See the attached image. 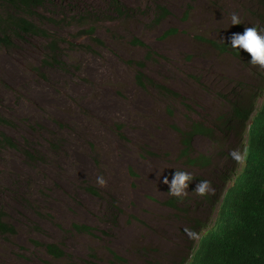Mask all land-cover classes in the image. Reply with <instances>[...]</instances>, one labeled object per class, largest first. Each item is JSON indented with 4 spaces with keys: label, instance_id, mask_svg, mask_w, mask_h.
Wrapping results in <instances>:
<instances>
[{
    "label": "rangeland",
    "instance_id": "1",
    "mask_svg": "<svg viewBox=\"0 0 264 264\" xmlns=\"http://www.w3.org/2000/svg\"><path fill=\"white\" fill-rule=\"evenodd\" d=\"M119 1L128 8L123 14L111 0H55L44 8L55 20L39 17V24L58 40L56 51L39 35L0 44V114L10 120L0 130L18 144L0 143V209L16 228L0 233V264H179L196 234L193 219L213 216L222 176L237 162L239 134L195 135L193 152L211 160L202 168L183 157L179 130L197 120L213 125L236 95L260 108L264 68L214 44L250 26L258 0ZM162 7L169 13L157 21ZM83 10L91 14L72 18ZM233 12L242 24L228 23ZM90 26L99 43L85 32ZM99 88L109 103L95 95ZM82 95L96 96L100 112ZM76 158L82 175L66 178L59 168H77ZM174 170L193 179L178 209L161 183ZM199 181L207 182L202 194L193 191ZM123 229L129 239L118 242ZM48 243L67 255L53 256Z\"/></svg>",
    "mask_w": 264,
    "mask_h": 264
},
{
    "label": "trees",
    "instance_id": "2",
    "mask_svg": "<svg viewBox=\"0 0 264 264\" xmlns=\"http://www.w3.org/2000/svg\"><path fill=\"white\" fill-rule=\"evenodd\" d=\"M55 0H1L0 11V44L4 46H12L14 41L25 35H39L51 40L50 47L53 51L57 50V39L53 38L51 31L43 27L39 21V17L44 20L54 21L53 17H48L42 10L52 6ZM259 1V0H258ZM115 11L123 14L128 8L119 0H111ZM264 3V0H261ZM256 7H252L254 9ZM85 10L79 14H75L72 18L84 19L91 13ZM254 12V11H253ZM167 8H160L157 21H161L168 15ZM261 19H264L261 17ZM96 27L90 26L85 30L96 42L101 40L94 37L96 35ZM170 32H176L172 30ZM138 44L141 41H137ZM221 52H229L235 56L242 57L246 52L243 50L230 49L228 40L223 43H214ZM248 55V54H247ZM249 56V55H248ZM47 62V61H45ZM144 77L139 76V82L142 84ZM170 93H175L169 90ZM177 94V93H175ZM243 96H235L230 103L231 110L229 113L221 115L213 125L204 121L197 120L193 122L188 130L180 129V133L184 139L185 147L183 157L187 162L207 167L211 160L206 155H195L193 152L192 139L195 135L201 134L215 139L217 128H224L229 132H237L244 117H247V107L251 102H244ZM0 123L10 124V120L0 114ZM0 143L9 147L17 148L18 144L15 139L0 130ZM254 146L259 156L257 170L259 173V181L247 189L243 193V205L246 211V223L240 222V227L235 231L221 234L207 249V252L197 264H264V109L258 119L256 137ZM92 193L98 194L96 189H89ZM180 199L172 197L167 203L174 208H179ZM6 212L0 209V233L14 234L16 228L13 224L6 220ZM194 224V230L198 228L201 221L198 219ZM75 227L82 232L92 233L93 228L89 225L76 224ZM49 253L53 256L62 258L67 255L66 251L56 243L45 244Z\"/></svg>",
    "mask_w": 264,
    "mask_h": 264
},
{
    "label": "clouds",
    "instance_id": "3",
    "mask_svg": "<svg viewBox=\"0 0 264 264\" xmlns=\"http://www.w3.org/2000/svg\"><path fill=\"white\" fill-rule=\"evenodd\" d=\"M256 4L259 5L254 6L256 8L250 12L253 20L250 22L251 25L245 27L241 33L231 34L228 38V45L230 49L246 52L250 57L248 63L252 66L264 68V19H261V17L264 18V3L259 0ZM227 19L230 25L242 24L237 13H229ZM260 77L262 86L259 95L262 97V103L259 109H255L254 102L250 100V107L246 105L248 116L243 118L237 131L240 149L236 156V165L222 176L223 183L212 201L213 216L209 220L201 221L187 255L179 264H197L207 252L208 247L221 234L235 231L240 227V222L246 223L243 193L252 188L259 181L260 176L257 170L259 156L254 146V139L258 119L264 109V72H260ZM244 102L248 100L245 99ZM192 180L190 174L174 170L171 179L161 178V183L167 185V193L170 196L179 199ZM97 183H102L100 177H97ZM206 185V181H199L193 191L202 194Z\"/></svg>",
    "mask_w": 264,
    "mask_h": 264
},
{
    "label": "bare ground",
    "instance_id": "4",
    "mask_svg": "<svg viewBox=\"0 0 264 264\" xmlns=\"http://www.w3.org/2000/svg\"><path fill=\"white\" fill-rule=\"evenodd\" d=\"M87 61V60H86ZM91 61V60H90ZM90 63V62H89ZM98 64V63H97ZM101 66H102V64H101ZM104 66V65H103ZM98 67V66H97ZM96 67V68H97ZM100 69H101V67H100ZM113 70H116V67H113L112 68ZM98 70V69H97ZM106 70V69H105ZM113 70H111V71H109L108 73H109V75H113V76H115L116 77V73H115V71H113ZM99 71V70H98ZM102 71V70H101ZM96 72V71H95ZM104 72V71H103ZM98 74V73H97ZM100 74V73H99ZM98 74V75H99ZM97 75V76H98ZM108 75V74H107ZM108 75V76H109ZM100 76V75H99ZM103 76V75H102ZM105 76H106V74H105ZM105 76H104V78H105ZM103 78V79H104ZM54 79V78H53ZM61 79V78H60ZM101 79V78H100ZM99 79V80H100ZM108 79H109V77H108ZM107 79V80H108ZM105 82V81H104ZM32 85H34V84H32ZM31 86V85H30ZM38 86V85H37ZM44 86V85H43ZM36 87V86H35ZM25 88V87H24ZM78 88V87H77ZM30 89V88H29ZM38 89V88H37ZM47 89V88H46ZM81 89H82V87H81ZM41 90V89H40ZM30 91V90H29ZM76 91V90H75ZM32 92V91H31ZM96 92V91H95ZM29 93V92H28ZM76 94H77V92H76ZM83 94V93H82ZM87 94V93H86ZM73 95H75V94H73ZM95 95H99V99L101 98V99H103V104L105 105V104H107V103H109L110 102V98H109V93L107 94L106 92H103L102 90H101V88H99V90L95 93ZM95 95H93V97L95 96ZM80 96V95H79ZM83 96V98L82 99H84V101H88V102H90L91 103V105H92V108L95 110V111H97V112H100L99 110H98V106L100 105L99 104V99H97L96 98V96H95V98L93 99V101H90L89 99H88V97H90V96H88V97H86L85 95H82ZM92 96V95H91ZM76 97V96H75ZM81 97V96H80ZM86 97V98H85ZM78 98V97H77ZM91 98V97H90ZM82 99H81V101H82ZM42 102H44V101H42ZM41 102V103H42ZM29 103H31V102H29ZM34 103V102H33ZM36 103V102H35ZM48 103V102H47ZM83 103V102H82ZM144 104H146V101H141V105L139 106V108H141ZM26 105V104H25ZM46 105V104H45ZM57 105V104H56ZM55 105V106H56ZM130 105H131V103H127L125 106L126 107H130ZM34 105H32V107H33ZM36 106V105H35ZM49 106V105H48ZM53 107V106H52ZM52 107H51V110H52ZM58 107V106H57ZM68 107V106H67ZM46 108V107H45ZM49 108H50V106H49ZM21 109V108H20ZM24 109H26V108H24ZM23 109V110H24ZM73 109V108H72ZM46 110V109H45ZM28 111V110H27ZM58 111H60V110H58ZM57 111V112H58ZM26 112V111H25ZM30 112V111H29ZM49 112V111H48ZM33 113V112H32ZM36 113V112H35ZM45 114V113H44ZM70 115V114H69ZM74 115V114H73ZM77 115H78V113H77ZM73 117V116H72ZM92 121H94L93 119H92ZM133 158V156H132V154L130 153V154H127L126 155V159H127V162L129 161V160H131ZM73 162V159H71L70 160V164ZM81 163H84L83 162V160H81V159H77L76 158V161L73 163V165L74 164H77V168H75V167H72V166H70V168H68V166L69 165H63V166H61L60 168H59V170H60V172L62 173V172H64L63 174L65 175V177L66 178H69V177H74L73 175H71V173L73 172V174H75V177H81V173H82V171H83V169H82V165H81ZM72 165V164H71ZM47 166V165H46ZM51 166V165H50ZM53 166V165H52ZM44 170V169H43ZM42 170V171H43ZM48 170H49V168H48ZM50 171V170H49ZM26 172V171H25ZM45 173V172H44ZM57 173V172H56ZM55 173V174H56ZM54 174V173H53ZM45 176V175H44ZM50 176V175H49ZM59 176V175H58ZM48 177V176H47ZM64 177V178H65ZM62 179V178H61ZM50 180V179H49ZM52 180V179H51ZM130 233V231H129V229H123V230H121L120 231V233L118 234V237L116 238V239H118L119 241L118 242H127V240L129 239L128 238V234Z\"/></svg>",
    "mask_w": 264,
    "mask_h": 264
}]
</instances>
